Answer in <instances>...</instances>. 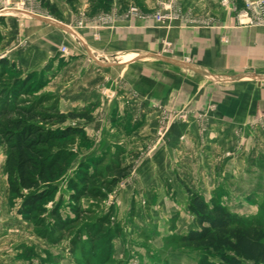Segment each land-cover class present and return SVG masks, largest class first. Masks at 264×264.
Masks as SVG:
<instances>
[{
    "label": "rangeland",
    "instance_id": "rangeland-1",
    "mask_svg": "<svg viewBox=\"0 0 264 264\" xmlns=\"http://www.w3.org/2000/svg\"><path fill=\"white\" fill-rule=\"evenodd\" d=\"M58 1L72 8L76 27L89 23L95 34L101 28L113 27V0L105 4L96 0ZM1 5L5 11L0 13V264H199L216 260L214 254L180 242V236L198 228L196 216L187 208L189 194L172 192L169 181L162 184L168 193H161L160 188L143 191L145 178L140 171L160 150L176 160L168 162V167L174 168L175 179L186 190L190 188L209 201L215 198L231 212L264 224V67L212 72L206 77L175 68L153 55L154 69L163 72V80L153 75L155 93L161 94L163 89L164 96L165 85L168 96L157 99L159 95L154 94L152 120H145L150 117L144 107V91L124 81L117 89L105 86L98 106L70 108L59 89L48 85L50 75L45 69L24 70L2 47L8 16L47 17L65 28L68 13L64 4L56 3L57 13L43 0H0ZM157 13L165 12L153 14L157 24L170 21V15L158 21ZM164 46L170 49L168 41ZM69 54L60 51L56 58L59 64ZM243 72L247 77L239 79ZM19 107L33 109L41 116L64 114V122L43 117L33 122L55 132L72 129L69 136L44 146L46 157L64 156L58 168L61 174L52 181L56 189L41 209L27 215L23 198L10 190L6 166L11 134L17 130L18 120H26L17 111ZM76 113L80 116H71ZM222 139L232 141L230 148L216 147ZM226 159L235 165L247 160L255 167L249 166L242 180L227 178L222 173ZM116 163L131 170L110 187L107 166ZM214 172L217 178L212 181ZM86 174L92 177L89 187L99 188L105 196L72 198L69 180L77 182L78 176ZM232 180L235 182L230 184ZM108 216V222H103ZM100 234L103 237H97Z\"/></svg>",
    "mask_w": 264,
    "mask_h": 264
},
{
    "label": "crops",
    "instance_id": "crops-1",
    "mask_svg": "<svg viewBox=\"0 0 264 264\" xmlns=\"http://www.w3.org/2000/svg\"><path fill=\"white\" fill-rule=\"evenodd\" d=\"M221 1L177 0L172 3L171 0H113L111 8L116 15L113 27L101 28L95 34V29L89 23L83 28L74 26L72 8L53 0L58 5L63 3L68 13L63 24L65 28L60 26L61 22L58 24V20L47 17L8 16L2 47L6 49L9 59L16 60L24 70L45 69L44 72L50 75L48 85L59 89L58 93L64 95L70 108L85 110L98 106L105 86L117 89L119 83L124 81L144 91V107L150 117L156 94L153 75L163 80V72H158L152 65L153 55L160 56L175 68L206 77L212 72L264 67V28L238 24L237 8L242 5V0H232L227 5H222ZM129 5L137 6L140 16L128 14ZM157 11L168 13L170 21L162 24L154 22L153 14ZM85 12L89 15L88 10ZM69 16L72 17L69 19ZM15 39L19 42L17 45ZM167 41L170 43L169 50L164 49ZM21 42L24 44L21 45ZM63 45L68 46L70 54L59 64L56 58ZM240 74L239 79H242L248 73ZM167 75L164 74L165 77ZM164 88L167 91L165 85ZM166 91L163 94L165 97L168 96ZM162 92L156 94L159 95L157 99L164 97ZM147 119L152 120L146 116ZM191 127L195 132L196 127ZM220 141H217L216 147L230 148L232 144L230 140ZM158 154L147 162L145 170L140 171L145 178L143 191L151 193L154 188L155 191L160 188L161 193H168V187L164 188L162 184L169 181L174 188L172 192L179 191L188 196V191L175 179L174 168L168 167V162L176 160L169 158L164 150ZM241 163L235 165L226 159L222 173L227 178L235 176L242 180L248 175L249 166L252 169L255 166L247 164V160H241ZM211 176L215 181L217 174L214 172ZM233 182L235 180L230 184ZM230 187L234 189L233 185Z\"/></svg>",
    "mask_w": 264,
    "mask_h": 264
},
{
    "label": "trees",
    "instance_id": "trees-1",
    "mask_svg": "<svg viewBox=\"0 0 264 264\" xmlns=\"http://www.w3.org/2000/svg\"><path fill=\"white\" fill-rule=\"evenodd\" d=\"M43 1L53 13H57L55 2ZM66 1L72 3L76 0ZM96 2L105 4L110 3L111 0H96ZM3 62L6 63V61ZM17 111L26 120H18L17 130L11 134L9 139L11 153L7 158L6 166L10 190L23 198V208L27 215L41 209V204L56 189L52 181L57 180L61 174L59 165L64 156L56 154L50 159L44 154V146L53 139L69 136L72 129L66 128L55 132L33 122L38 117L64 122L67 119L64 114L41 116L33 109L23 107H19ZM73 115L79 117L80 113L71 116ZM107 168L111 173L108 172V175L112 177L110 187L131 170L129 166H121L117 163L114 166L109 164ZM78 178L77 182L69 180V187L74 190L73 199L79 200L85 195L105 196L99 188L89 187L92 177L80 175ZM24 190L30 193L24 194ZM187 191L190 195L188 210L196 216L198 228L180 236V242L189 248L214 254L217 258L216 260L206 259L199 264H264V224L261 221L231 212L215 198L209 201L190 188ZM108 219L109 216L104 218L103 222L107 223ZM97 237H103V234Z\"/></svg>",
    "mask_w": 264,
    "mask_h": 264
},
{
    "label": "built area",
    "instance_id": "built-area-1",
    "mask_svg": "<svg viewBox=\"0 0 264 264\" xmlns=\"http://www.w3.org/2000/svg\"><path fill=\"white\" fill-rule=\"evenodd\" d=\"M232 0H222L223 3L228 4ZM4 4V3H3ZM5 11L4 5L0 6V13ZM129 14L138 16L139 9L136 6H131ZM169 17L166 13H157L156 19L158 21L165 20ZM236 21L240 25L247 26H264V0H242V5L237 8ZM60 51L69 54V48L66 45L61 46Z\"/></svg>",
    "mask_w": 264,
    "mask_h": 264
}]
</instances>
